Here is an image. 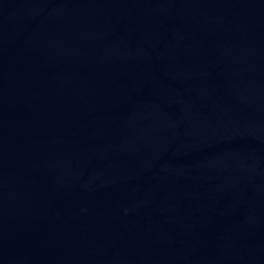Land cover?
Returning <instances> with one entry per match:
<instances>
[{"label":"water","instance_id":"1","mask_svg":"<svg viewBox=\"0 0 264 264\" xmlns=\"http://www.w3.org/2000/svg\"><path fill=\"white\" fill-rule=\"evenodd\" d=\"M0 264H264V0H0Z\"/></svg>","mask_w":264,"mask_h":264}]
</instances>
